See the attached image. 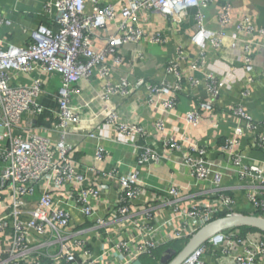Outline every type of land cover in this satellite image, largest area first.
Instances as JSON below:
<instances>
[{"label":"built area","instance_id":"obj_1","mask_svg":"<svg viewBox=\"0 0 264 264\" xmlns=\"http://www.w3.org/2000/svg\"><path fill=\"white\" fill-rule=\"evenodd\" d=\"M47 8L55 10L56 31L40 25L31 31L25 47L5 46L0 39V264H135L143 258L155 260L157 251L174 241L191 240L220 214L245 212L264 218V159L247 154L251 149L264 152V120L257 122L243 104L227 109L237 126L220 147L211 143L185 147L182 138L166 133L165 119L160 118L155 129L167 153L141 147L137 165L126 174L119 167L101 172L99 166L108 157L102 146L94 164L80 170L67 140L72 126L82 123L72 100L82 95L80 84L94 76L103 81L99 98L104 105L145 88L147 104L165 113L176 110L184 84L204 86L207 99L181 117L188 127L200 128L206 114L205 118L215 114L230 75L210 72L202 82L192 74L208 67L209 47L221 49L226 38L242 45L240 60L247 76L241 95L249 98L255 82L254 48L264 46V28L251 14L238 13L231 0H118L103 6L92 0L90 11L87 0H53ZM211 8L217 10L219 31L207 27L205 11ZM192 10L196 30L190 45L197 54L190 61L186 45L175 46L166 66L174 82L123 78L114 83L113 71L126 65L121 55L125 46L169 43L165 31L145 33L154 16L179 27ZM9 24L0 15V27ZM110 25L116 26L115 32ZM256 35L262 44L251 40ZM136 55L145 59L141 50ZM186 63L190 76L183 71ZM36 71L61 79L53 127L57 141L22 126L24 115L44 112L39 99L46 91L40 79L22 86L15 78ZM105 123L135 143L148 136L142 127L121 122L114 108L108 110ZM217 152L220 158L214 160ZM172 154L180 155L190 173L186 193L175 182L153 190L141 180L143 167L168 161ZM232 181L234 185L226 184ZM115 187L116 199H109ZM251 233L232 229L217 234L183 264H206L204 255L210 250L233 256V264H260L264 234L254 238ZM237 248L241 250L236 252Z\"/></svg>","mask_w":264,"mask_h":264},{"label":"crops","instance_id":"obj_2","mask_svg":"<svg viewBox=\"0 0 264 264\" xmlns=\"http://www.w3.org/2000/svg\"><path fill=\"white\" fill-rule=\"evenodd\" d=\"M91 1L87 0V11L91 10ZM223 1L225 0H221V2ZM231 1L235 2V0ZM52 2L53 0H0V15L10 22L9 25L0 27V39L4 45L25 47L31 31L40 25H46L56 31L55 10L47 8ZM99 2L103 6L107 3H117L118 0H99ZM234 7L237 12L251 14L256 25L264 28V0H244L242 6ZM194 13L195 11H190L187 19L184 18V23L179 27L174 24L167 25L160 16H154L153 22L146 25L145 33L149 36L155 31H165L169 43L165 46L149 42L125 46L121 50V55L125 59L126 65L113 71L112 80L114 83H119L123 78L130 82L144 79L152 84H160L164 81L174 82V76L166 73V66L175 53V46L185 44L191 54L189 60L196 58L195 53L197 54V52L190 45L191 35L196 30L193 21ZM212 13V10L205 13L207 27H210L212 31H219L216 13L214 15ZM109 30L112 33L115 32L116 26L110 25ZM231 30L233 28L228 32ZM251 40H254L255 43H263V39L259 35L254 36ZM233 43L232 39L226 38L223 40L221 49L209 47L208 67L199 73L192 74L188 69L189 63L183 66V71L187 76L192 74L202 82L210 72H214L216 75L219 73L230 75L229 86L216 104L215 114L211 118H205L208 117L206 114L198 129L188 127L181 117L188 112L198 110L199 104L207 99L208 95L204 86L190 88L184 84L185 90L178 96L176 110L172 113H165L159 107L153 108L147 104L145 88L134 89L131 97H116L109 104L104 105V102L99 98L103 81L94 76L91 82H82L80 84L82 95L74 98L71 104L74 110H80L82 123L72 126L71 134L67 139L75 149L73 160L76 167L82 170L92 166L94 155L99 146L104 147L108 153L107 161L99 166L103 173L111 171L114 167H119L125 174L130 172L137 165L141 147L144 146L150 147L160 154H166L165 146L157 137L155 129L156 122L160 118L165 119L166 133L174 135L178 139L182 138L185 147L190 143L200 145L211 143L212 146L216 144L220 147L221 139L230 137L237 126L236 120L227 111L232 105L243 104L257 122H262L264 120V80L262 77L264 46H255L254 48L256 69L253 73L255 82L251 86L253 93L249 98H244L241 92L244 89V80L247 75L243 69V62L240 60L242 45L240 42H237L236 45ZM140 50L144 53V60L137 58L136 53ZM33 79H40L44 84L46 93L39 99L44 112L41 115H24L22 126L32 130L30 132L48 135L57 141L60 137L59 134L53 132V127L57 122V96L61 87V79L57 75H45L36 71L29 76L16 75L15 83L27 86L32 84ZM112 108L118 111L121 122L142 127L148 136L135 143L117 133L114 127L105 123L108 110ZM19 133L20 130L16 132V134ZM246 145L247 140L243 142V146L246 147ZM247 154L250 159H264V152L259 150L252 151L251 149ZM168 157V161L143 167L141 180L153 190L175 182L186 193L191 184L190 173L182 166L180 155L172 154ZM212 158L214 160L220 158L219 153H214ZM226 184L234 185V182H226ZM116 188L109 193V199H116ZM239 199L241 198L239 197ZM251 234L254 238H259V232ZM240 250L237 248L236 252ZM159 259L160 257L156 264L163 263V256ZM204 261L206 264H233V256L222 255L220 250H210L204 255ZM260 264H264V261H261Z\"/></svg>","mask_w":264,"mask_h":264},{"label":"water","instance_id":"obj_3","mask_svg":"<svg viewBox=\"0 0 264 264\" xmlns=\"http://www.w3.org/2000/svg\"><path fill=\"white\" fill-rule=\"evenodd\" d=\"M238 227H253L264 232V218L246 215H230L216 219L201 229L185 246L182 252L166 264H183L209 239L230 229ZM135 264H143L141 261Z\"/></svg>","mask_w":264,"mask_h":264},{"label":"trees","instance_id":"obj_4","mask_svg":"<svg viewBox=\"0 0 264 264\" xmlns=\"http://www.w3.org/2000/svg\"><path fill=\"white\" fill-rule=\"evenodd\" d=\"M226 139L227 138L221 139L220 145H223L224 141ZM242 214H244L246 216H250L249 213H245L244 212ZM226 216H229V214L228 213H223V214L218 215L216 217V219H219V218H222V217H226ZM234 229H239L240 231H242V233L244 235H246L248 232H259V233L264 234L263 231H261L259 229H256V228H253V227H238V228H234ZM230 230H232V229H230ZM230 230H227V231H230ZM227 231H225V232H227ZM189 241H190V239L189 240H185V241H174V242L168 244L166 247L161 248L159 251H157V253H156L157 255H156V259L155 260H153L151 258H143L141 261H142L143 264H156L158 262V257H160V259H161L162 256H163V261L168 263L169 260H173L174 258H176L182 252V250L189 243ZM205 244H207V242Z\"/></svg>","mask_w":264,"mask_h":264},{"label":"rangeland","instance_id":"obj_5","mask_svg":"<svg viewBox=\"0 0 264 264\" xmlns=\"http://www.w3.org/2000/svg\"><path fill=\"white\" fill-rule=\"evenodd\" d=\"M232 2H233V5L236 6V7H238V6H240V5L242 6V5L244 4V0H235V2H234V1H232ZM210 10H212V12H213L212 14H213V15H214V14L216 13V11H217L215 8H211V9H209V10H206L205 13H206L207 11H210ZM208 28L210 29V27H208ZM161 264H166V262L163 261V263L161 262Z\"/></svg>","mask_w":264,"mask_h":264}]
</instances>
